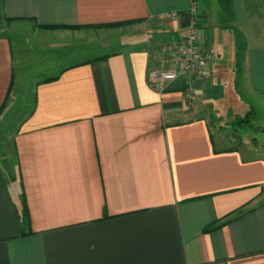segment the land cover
<instances>
[{"label":"crops","instance_id":"1","mask_svg":"<svg viewBox=\"0 0 264 264\" xmlns=\"http://www.w3.org/2000/svg\"><path fill=\"white\" fill-rule=\"evenodd\" d=\"M192 3L213 59L160 90L148 74L169 67L164 47L186 37ZM230 7L0 0L4 21L40 29L153 28L142 47L34 84L14 137L17 177L0 162V264H264V0ZM13 82L12 44L0 36V109ZM249 110L252 125L236 129L234 145L231 123ZM239 208V218L203 232Z\"/></svg>","mask_w":264,"mask_h":264},{"label":"rangeland","instance_id":"2","mask_svg":"<svg viewBox=\"0 0 264 264\" xmlns=\"http://www.w3.org/2000/svg\"><path fill=\"white\" fill-rule=\"evenodd\" d=\"M152 29L150 23L146 22L120 27L75 30L40 29L30 23L4 21L0 16V36L10 39L14 63L12 93L0 113V162H2V167L9 165V174L17 177L12 142L19 131V121L23 114L29 112L33 104V86L37 81L57 73L68 65L122 47H142L145 42L139 40L149 38ZM232 107L234 110L231 113H237V109L240 108L239 105L234 104ZM236 129L238 128L232 126V132L236 135L233 137V143L242 145ZM236 140L240 143L237 144ZM247 141L252 140L247 138ZM3 154H7V157H3ZM3 161L8 163L5 165Z\"/></svg>","mask_w":264,"mask_h":264},{"label":"built area","instance_id":"3","mask_svg":"<svg viewBox=\"0 0 264 264\" xmlns=\"http://www.w3.org/2000/svg\"><path fill=\"white\" fill-rule=\"evenodd\" d=\"M197 9V4L192 3L189 9L191 23L186 37L171 41L164 47L169 67L153 69L148 74L150 82L160 90L166 83L174 81L180 71L189 77L199 76L213 59L211 51L205 48V35L195 20Z\"/></svg>","mask_w":264,"mask_h":264},{"label":"trees","instance_id":"4","mask_svg":"<svg viewBox=\"0 0 264 264\" xmlns=\"http://www.w3.org/2000/svg\"><path fill=\"white\" fill-rule=\"evenodd\" d=\"M220 3H222L225 11L227 13H230L231 7H230V0H219ZM125 25H129V23H114V24H104V25H99V26H89L86 28H99V27H120V26H125ZM66 29H81V27H64ZM91 60V59H90ZM55 78H50L46 81H51ZM7 102H4V104L2 105L1 109H0V113L3 110V108L5 107ZM252 119H253V110H249L241 119H239L236 122H232L231 126H235L238 129H247L248 127H250L252 125ZM12 153H13V157H14V161H15V165L17 166V156H16V151H15V146H14V140L12 142ZM4 153V152H3ZM3 157H7V154H3ZM8 162L4 161V164L6 165ZM6 169H10V166L8 165L6 167ZM10 179L13 180V175H9ZM22 221L24 223H27L28 221V215H27V210H26V206L25 204H22ZM245 211L243 210V208H239L238 210H236L235 212L231 213L229 216L217 220L216 222L210 224L209 226H207L206 228L203 229V232H209L215 229L220 228L222 225L228 224L232 221H234L235 219L239 218Z\"/></svg>","mask_w":264,"mask_h":264}]
</instances>
